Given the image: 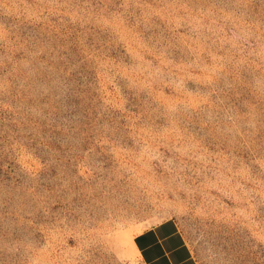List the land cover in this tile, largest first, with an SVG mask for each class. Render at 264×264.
I'll return each mask as SVG.
<instances>
[{
  "label": "rangeland",
  "instance_id": "obj_1",
  "mask_svg": "<svg viewBox=\"0 0 264 264\" xmlns=\"http://www.w3.org/2000/svg\"><path fill=\"white\" fill-rule=\"evenodd\" d=\"M264 264V0H0V264Z\"/></svg>",
  "mask_w": 264,
  "mask_h": 264
},
{
  "label": "crops",
  "instance_id": "obj_2",
  "mask_svg": "<svg viewBox=\"0 0 264 264\" xmlns=\"http://www.w3.org/2000/svg\"><path fill=\"white\" fill-rule=\"evenodd\" d=\"M144 264H198L193 253L173 222L160 223L134 240Z\"/></svg>",
  "mask_w": 264,
  "mask_h": 264
}]
</instances>
